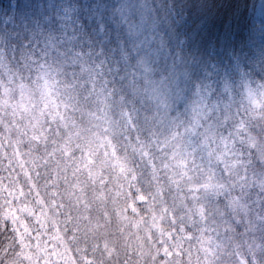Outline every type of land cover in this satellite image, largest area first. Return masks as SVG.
I'll return each mask as SVG.
<instances>
[{
    "label": "clouds",
    "instance_id": "obj_1",
    "mask_svg": "<svg viewBox=\"0 0 264 264\" xmlns=\"http://www.w3.org/2000/svg\"><path fill=\"white\" fill-rule=\"evenodd\" d=\"M239 3L29 0L26 27L0 25V87L32 100L26 163L45 169L27 182L43 175L67 209L78 184L130 225L101 264H264V18L235 39L216 27ZM9 147L3 168L27 176ZM8 187L0 264H35Z\"/></svg>",
    "mask_w": 264,
    "mask_h": 264
},
{
    "label": "trees",
    "instance_id": "obj_2",
    "mask_svg": "<svg viewBox=\"0 0 264 264\" xmlns=\"http://www.w3.org/2000/svg\"><path fill=\"white\" fill-rule=\"evenodd\" d=\"M30 4L29 0H0V25L9 27L11 29L24 28L27 26L29 17ZM258 7L252 4V0H240L237 5V13L234 20L229 21L226 25L223 22V16L218 19L216 27L230 28L233 32V38H238L244 34L246 22L251 17L255 16ZM225 15H227L225 13ZM5 68L0 62V72H4ZM5 90L0 87V189L4 185L16 183L17 186L25 188L30 196L37 200L41 206V210L45 216L58 228V232L64 238L74 237L75 240L79 238V244L83 242L88 254H91L90 259L94 260L95 264H101L103 257L100 255L99 249L105 246V236H119L121 232L127 231L128 221L123 218L118 224L108 215L100 204L99 200H95V204L90 203L89 197L91 192L83 190L78 184L73 185L71 195L78 199H74L72 209L65 208L64 198L61 197L59 189L55 193L51 191V185L47 188L41 187L45 184V178L40 176L39 182L31 180L33 176L44 173L45 169L37 168L32 171L28 163L27 151L28 144L25 141V136H33V128L37 127L36 120L30 115V110L33 107V102L27 94L17 92L15 100L9 99L5 94ZM27 125V128L24 126ZM19 139L20 143H15L14 140ZM35 142L39 145V138H35ZM19 161L23 164L27 172L21 170L17 165L15 168L9 166L5 170L2 164L7 163V158L3 155L13 149ZM43 147V145H40ZM4 170V171H3ZM18 173V174H17ZM73 179H75L73 177ZM61 186L64 185V178L59 180ZM2 193V192H0ZM52 199L49 200V196ZM95 199V198H94ZM0 204L3 200L0 197ZM2 212V209H0ZM2 215H0V239L4 236V225L2 223ZM103 234V235H101ZM130 243H138L132 236L128 237ZM92 242L96 243L98 251L93 253ZM77 244V243H76ZM75 245V243H73ZM127 256L120 258V264H123Z\"/></svg>",
    "mask_w": 264,
    "mask_h": 264
},
{
    "label": "rangeland",
    "instance_id": "obj_3",
    "mask_svg": "<svg viewBox=\"0 0 264 264\" xmlns=\"http://www.w3.org/2000/svg\"><path fill=\"white\" fill-rule=\"evenodd\" d=\"M254 18L256 20L264 18V8H258ZM11 185L8 184V199L13 205L18 201L21 202L18 209H9L18 221L15 231L21 242H25V234H27L30 239L28 246H34L39 250V258L35 260V264H95L94 260L90 259L91 254L87 253L83 242L80 245L85 251L84 256H81L77 244L73 245L75 238L61 236L58 228L45 216L37 200L31 197L24 187L12 188ZM0 197L4 203L3 193H0Z\"/></svg>",
    "mask_w": 264,
    "mask_h": 264
}]
</instances>
